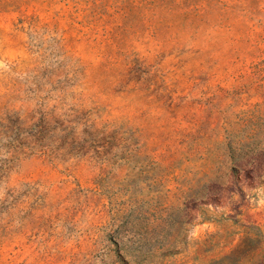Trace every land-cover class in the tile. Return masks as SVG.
Listing matches in <instances>:
<instances>
[{"label": "rangeland", "instance_id": "1", "mask_svg": "<svg viewBox=\"0 0 264 264\" xmlns=\"http://www.w3.org/2000/svg\"><path fill=\"white\" fill-rule=\"evenodd\" d=\"M0 264H264V0H0Z\"/></svg>", "mask_w": 264, "mask_h": 264}]
</instances>
